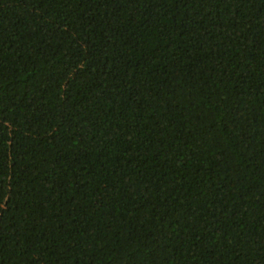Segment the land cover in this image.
<instances>
[{
  "label": "trees",
  "instance_id": "16d2710c",
  "mask_svg": "<svg viewBox=\"0 0 264 264\" xmlns=\"http://www.w3.org/2000/svg\"><path fill=\"white\" fill-rule=\"evenodd\" d=\"M0 264H264V0H0Z\"/></svg>",
  "mask_w": 264,
  "mask_h": 264
}]
</instances>
